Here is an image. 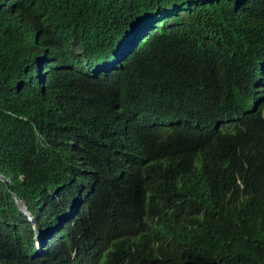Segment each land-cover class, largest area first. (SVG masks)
I'll return each instance as SVG.
<instances>
[{
  "label": "clouds",
  "instance_id": "9594fccd",
  "mask_svg": "<svg viewBox=\"0 0 264 264\" xmlns=\"http://www.w3.org/2000/svg\"><path fill=\"white\" fill-rule=\"evenodd\" d=\"M226 2L206 0L221 8ZM201 3L195 0L166 8L139 18L131 27L126 24L125 34L113 37L109 46L101 32L106 37L110 32L104 27L90 28L91 11L73 7V0H26V13L48 29L58 43L45 38L46 47L34 51L27 44L21 57L13 48L7 60L0 62V264H143L131 255L120 256V240L90 245L75 234L86 220L97 215L95 208L104 188L117 178L125 179L127 166H133L131 174L143 178L140 164L151 160L153 148L137 160L123 147L138 148L150 141L154 130H172L182 145L184 155L178 152L171 163L180 174L190 172L187 148L193 154L202 149L204 154L205 149L218 148L224 135L234 136L245 146L238 156L247 179L256 176L251 164L264 173V37L253 52L255 66L251 72L245 71L247 75L239 76L250 91L244 102L232 100L214 107L212 103L218 98L199 91L202 102L175 107L173 101L179 97L173 96V87L154 84L150 62L143 65L144 85H134L138 75L132 63L143 57L144 46L169 28L187 32L190 14ZM240 3L243 20H250L227 33L233 40L241 36L258 42L264 34V25L258 22L264 18V0ZM9 18L4 17L6 23L0 21V29L7 31L11 20L18 22ZM116 27L113 23L112 28ZM218 36L220 33L215 32L204 40L210 43ZM51 51L70 58L67 70L50 72L54 62ZM37 58L40 65L35 68ZM165 62L172 68L179 63L181 66L175 69L177 77L168 80L192 85L209 80V89L218 80L214 65L203 57L201 65L194 66L188 51L168 56ZM31 67L33 75L26 79ZM61 75H69L74 81L56 80ZM34 89L45 98L50 117L73 134L59 158L47 160L36 146L45 120L29 99ZM245 121L254 125L249 139L241 128ZM90 155L100 157L101 163ZM118 210L126 220L115 223L118 238L134 240L153 253L171 245L187 223L182 204H168L156 193L147 194L143 187ZM135 211L138 214L133 215ZM136 233L138 237H134Z\"/></svg>",
  "mask_w": 264,
  "mask_h": 264
},
{
  "label": "trees",
  "instance_id": "16d2710c",
  "mask_svg": "<svg viewBox=\"0 0 264 264\" xmlns=\"http://www.w3.org/2000/svg\"><path fill=\"white\" fill-rule=\"evenodd\" d=\"M194 1L73 0V7L91 11L90 28H106L111 34L108 33L106 37L101 32V38L111 46L113 37L118 39L125 34L126 24L131 27L139 18ZM199 1L202 3L190 14L187 32L178 33L169 28L165 35L155 36L144 46L143 57L132 63L138 75L134 85H144L143 65L150 62L155 72L154 84L173 87V96L179 97L173 101L175 107L202 102L203 96L199 91L218 98V102L212 103L214 107L226 105L232 100L244 102V97H249L250 91L246 80L241 81L239 76L246 74V70L251 72V67L255 66L253 52L263 43L264 34L261 33L258 42L241 36L237 37V41L229 36L228 31L250 20H243L240 0H227L223 8L208 4L206 0ZM0 4L2 23H6L5 16L18 20L16 24L11 20L7 31L0 29V62L7 60L13 48L16 55L21 57L27 44L34 51L46 47L45 38L58 43L48 29L26 13V0H0ZM258 22L264 25V18ZM113 23H117L116 28H112ZM39 30L41 34H38ZM215 32L220 33L215 41L208 43L204 40ZM183 50L192 55L196 67L201 65L203 57L210 65H214L218 80L210 89L206 87L209 80L194 85L182 80H168L177 77L176 70H180L181 66L179 63L172 68L166 64L165 58L181 55ZM51 53L54 62L50 72L57 74L60 69L67 70L70 58L56 51ZM39 65L40 60L37 58L34 67ZM26 75V79L32 77L33 67ZM57 79L74 81L69 75L57 76ZM29 99L37 106L38 116L45 120L40 137L35 139L37 148L47 160L61 157L67 143L74 138L72 132L63 123L50 117L45 98L36 89L31 91ZM228 114L232 115L230 111ZM253 126L249 121L241 125L247 139ZM244 147L234 136L224 135L219 139L218 148L205 149L207 152L204 154L202 149L193 154L187 148L191 155L190 172L184 175L179 173V168L171 166L178 152L180 155L185 153L182 145L176 142L172 130L152 131L150 141L138 148L124 146L123 150H131L137 160L141 159L144 151L153 148L151 160L140 164L144 171L143 178L131 174L133 166H127L125 179L117 178L104 188L103 197L98 198L99 204L95 208L97 215L80 226L75 238L90 245L120 240V256L131 255L143 264H264V173L261 174L251 164L256 176L247 179L242 159L238 156ZM90 157L97 164L101 163L100 157ZM140 187L147 194L156 193L168 204L179 202L187 212V223L181 234L175 236L172 244L160 252L153 253L134 240L118 238L120 232L115 223L126 221L118 207ZM136 214L137 211L133 212V215ZM134 237H138V233Z\"/></svg>",
  "mask_w": 264,
  "mask_h": 264
},
{
  "label": "bare ground",
  "instance_id": "6f19581e",
  "mask_svg": "<svg viewBox=\"0 0 264 264\" xmlns=\"http://www.w3.org/2000/svg\"><path fill=\"white\" fill-rule=\"evenodd\" d=\"M207 156H208V154H207ZM137 184V183H136ZM115 185V184H114Z\"/></svg>",
  "mask_w": 264,
  "mask_h": 264
}]
</instances>
